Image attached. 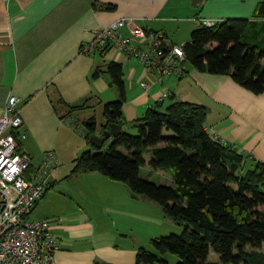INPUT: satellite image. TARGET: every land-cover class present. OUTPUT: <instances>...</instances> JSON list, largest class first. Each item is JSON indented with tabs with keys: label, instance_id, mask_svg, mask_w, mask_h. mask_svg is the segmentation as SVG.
<instances>
[{
	"label": "crops",
	"instance_id": "0c3cea01",
	"mask_svg": "<svg viewBox=\"0 0 264 264\" xmlns=\"http://www.w3.org/2000/svg\"><path fill=\"white\" fill-rule=\"evenodd\" d=\"M260 1L0 0V106L9 95L19 98L23 123L18 131L26 134L20 149L30 155L31 166L37 167L49 151L65 166L67 161L59 160L60 133L75 121L81 124L91 116L97 120L92 112L118 97V88L107 72L94 74L105 68L108 60L123 64V112L127 121L167 98L202 103L208 108L206 127L215 138L264 161V93H254L230 75L201 71L193 65L189 68L185 62L184 75H159L147 72L139 59L119 50L105 54L81 51L82 44L93 38L94 29L123 17L164 33L169 43L183 45L207 20L256 18ZM101 4H114L115 8L104 9ZM123 31L128 30L125 27ZM142 81L148 88L141 85ZM164 91L170 95L160 100ZM82 103L84 107L70 112L71 105ZM79 112L87 116L81 120ZM68 172L52 174L48 187L52 185V190L53 185L62 183L59 178ZM166 174L171 180L168 184H172L171 174ZM67 178L89 181L96 195L86 200V190L81 186L77 192H65L69 207L43 205L51 191L48 189L34 207L36 217L31 214L32 218L50 221L59 245L56 264H136L138 249L148 247L160 234L151 233V219L157 226L161 206L143 195H134L126 183L98 171ZM144 218L148 230L143 226Z\"/></svg>",
	"mask_w": 264,
	"mask_h": 264
},
{
	"label": "trees",
	"instance_id": "16d2710c",
	"mask_svg": "<svg viewBox=\"0 0 264 264\" xmlns=\"http://www.w3.org/2000/svg\"><path fill=\"white\" fill-rule=\"evenodd\" d=\"M101 7L111 10L115 5ZM254 15V19L228 18L196 27L183 44L186 60L198 70L230 75L254 93H264V0ZM100 71L109 74L120 96L104 104L106 121L100 128L95 116L81 123L91 148L73 159L67 177L101 172L126 183L134 195L154 200L166 216L184 224L181 234L153 237L155 251L140 247L136 264H169L156 252L175 253L176 264H264V161L215 138L206 127L207 106L195 101L176 99L165 110L160 101L129 123L123 112V64L108 60L94 74ZM84 106L71 105L70 112ZM111 123L121 124L122 131L111 137L106 148L94 146L90 136L102 135ZM126 123L137 133L127 132ZM148 149L152 152L149 165L170 173L172 184L140 174ZM33 169L30 165L28 171ZM211 251L218 254V261L209 259Z\"/></svg>",
	"mask_w": 264,
	"mask_h": 264
},
{
	"label": "built area",
	"instance_id": "2783aa9c",
	"mask_svg": "<svg viewBox=\"0 0 264 264\" xmlns=\"http://www.w3.org/2000/svg\"><path fill=\"white\" fill-rule=\"evenodd\" d=\"M215 23L207 20L204 24ZM125 27L127 32L123 31ZM110 50L139 59L150 73L177 76L186 73L183 45L169 43L164 33L138 25L133 18L123 17L94 29L93 38L81 46L84 54H105ZM141 85L148 88L146 81ZM169 95V91H164L160 100ZM19 101L9 95L5 105L0 106V264H56L59 245L50 221L32 218L31 214L44 196L59 161L49 151L37 167L28 171L31 157L18 150L21 138L26 135L18 131L23 123ZM75 126L81 129L79 124Z\"/></svg>",
	"mask_w": 264,
	"mask_h": 264
},
{
	"label": "rangeland",
	"instance_id": "374dc122",
	"mask_svg": "<svg viewBox=\"0 0 264 264\" xmlns=\"http://www.w3.org/2000/svg\"><path fill=\"white\" fill-rule=\"evenodd\" d=\"M190 39V38H189ZM185 65L187 67H191V63L186 60L185 61ZM119 91V90H118ZM120 94L118 95L117 98H119ZM116 98V99H117ZM114 100V99H113ZM172 102V98H167L163 104V106H161V109H166V106L169 105ZM104 107V106H103ZM96 111V112H95ZM93 111L92 113H96L97 114V121L98 124L104 123L106 121L105 119V115H104V108H97V110ZM80 119L82 120L84 117H86L87 115L82 114L81 112H79ZM138 118V117H137ZM129 119V123H130ZM75 124L73 125L72 123L71 126L70 124H67V128L64 129V133L60 136L58 139H60V146H59V160L60 159H65V161H67V164L65 166H62L63 164L59 163L58 168H56L53 171V175H55L56 173H64L66 171H69L68 174L70 173L72 167H73V159L80 155L82 153V151H84L85 149L91 148V145L88 143L86 137L83 135V130H82V126L80 123L78 122H74ZM79 124L80 128H77L75 125ZM125 130L129 133H137V130L135 128H133L131 125H129L128 123H126V125L124 126ZM110 143L109 142H105L102 146V148H106ZM144 158L146 159V163L144 165L141 166L140 168V174L144 177H149L151 180L156 181V182H160V183H171L170 179H167V174L165 173L164 176H162L158 171L154 170L148 163V161L151 159L152 157V152L151 149L146 150L144 153ZM61 161V160H60ZM62 166V167H60ZM57 170V172H55ZM67 174V175H68ZM170 174V173H169ZM66 176H62L63 178H59L60 181H63L62 183H57L55 186L53 185V189L47 193V200L45 201V203L43 205H54L56 204L58 207L59 205L64 206V207H69L71 205V203L68 201L69 196L65 194V192H77L78 189H80V187H84L86 190V196H84V198H86V200H91L92 198H94V196L96 195V191L91 189L90 187V183L88 181V183L85 180H80L78 181H74V180H68ZM51 179V177H50ZM119 181V180H117ZM48 185V182H47ZM170 185V184H168ZM52 185H49L48 188H52ZM72 196H76L75 194ZM138 196V195H137ZM140 196V195H139ZM144 197V196H142ZM147 198V197H146ZM146 206V205H145ZM154 209V208H153ZM148 210L150 212V208L148 207ZM156 210V209H155ZM158 211V210H157ZM161 214V218L157 219L158 221V225L156 226L154 223H152V219H151V233H160V235H169L171 233H176V234H181L184 230V224L177 222L175 220H173L171 217L166 216L164 214V212L162 210L158 211ZM32 216L36 217V212L32 211ZM163 216H166L165 218H163ZM143 226L146 230L149 229L148 226V222L146 220V218H144V220H142ZM263 248L262 250H264V243H263ZM150 250L155 251L154 247L152 246V244L150 243L148 247H146ZM160 257L165 258L169 261V264H176L177 261L179 260L178 255H176L175 253L172 252H166V253H160V252H156ZM218 254H216L214 251H211L209 259L213 260V261H218ZM156 264H161L159 262H157Z\"/></svg>",
	"mask_w": 264,
	"mask_h": 264
},
{
	"label": "water",
	"instance_id": "95a60500",
	"mask_svg": "<svg viewBox=\"0 0 264 264\" xmlns=\"http://www.w3.org/2000/svg\"><path fill=\"white\" fill-rule=\"evenodd\" d=\"M122 129L123 127L121 124L111 123L110 130H105L102 135L93 134L90 136L89 140L94 146L102 148L106 139L117 136L122 131Z\"/></svg>",
	"mask_w": 264,
	"mask_h": 264
}]
</instances>
